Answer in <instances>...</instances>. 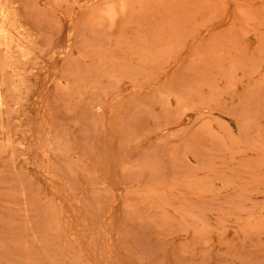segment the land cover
<instances>
[{
    "label": "rangeland",
    "instance_id": "rangeland-1",
    "mask_svg": "<svg viewBox=\"0 0 264 264\" xmlns=\"http://www.w3.org/2000/svg\"><path fill=\"white\" fill-rule=\"evenodd\" d=\"M0 264H264V0H0Z\"/></svg>",
    "mask_w": 264,
    "mask_h": 264
}]
</instances>
